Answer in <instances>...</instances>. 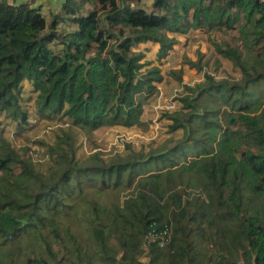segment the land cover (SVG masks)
Segmentation results:
<instances>
[{
	"label": "trees",
	"instance_id": "16d2710c",
	"mask_svg": "<svg viewBox=\"0 0 264 264\" xmlns=\"http://www.w3.org/2000/svg\"><path fill=\"white\" fill-rule=\"evenodd\" d=\"M140 1L64 0L49 19L33 0H0V264L32 238L27 264H144L147 246L149 264H264V0ZM200 29L236 34L214 46L240 80L207 75L166 114L159 150L79 160L76 131L143 125L163 78L137 47L163 59L171 34ZM27 87L36 126L56 131L33 152L4 136L30 124ZM166 227L164 247L149 242Z\"/></svg>",
	"mask_w": 264,
	"mask_h": 264
},
{
	"label": "rangeland",
	"instance_id": "374dc122",
	"mask_svg": "<svg viewBox=\"0 0 264 264\" xmlns=\"http://www.w3.org/2000/svg\"><path fill=\"white\" fill-rule=\"evenodd\" d=\"M14 1V0H10ZM17 3L26 2L28 0H16ZM64 0H33L36 6H41L44 14L49 19L51 15L56 14L62 7ZM132 5H135L136 0H128ZM140 7H152L151 0H141ZM54 13V14H53ZM52 17V16H51ZM175 35L178 44L169 52L168 56L163 59H158V45L153 43L141 44L136 50L142 51L145 55L142 63H145L143 70L150 68H158L162 76V81L156 83L157 90L148 96V104L144 109L142 117V126L132 129H124L122 127L105 128L96 131L91 138H87L83 133L76 131L77 158L86 160L90 154L95 151H101L103 158L109 159L115 155L129 153L130 149L149 153L151 150L161 149L162 144L171 137L170 124L171 122L166 117V114L175 113L181 109L180 99L185 97L196 96L195 90L198 85L204 83L206 76H213L215 81L240 80V71L233 66V63L221 57L215 50V43L224 44L225 42L238 43L234 32L220 31H204L191 30L188 34H171ZM25 99L23 105L28 106V109L33 113L30 116V124L24 127V130L17 132L15 130L4 133L5 137H9L17 148L30 147L31 152L39 147L38 139L45 136L46 142L53 143L55 140V132H50V121L43 119V122L36 126L38 120L35 113V97L36 94L29 87L26 88ZM171 103L174 108H171ZM201 105H207L205 99L199 102ZM214 106V105H213ZM47 122H46V121ZM2 119H0V122ZM13 136V137H12ZM182 133H177L174 138H179ZM36 159V158H34ZM43 162H40L39 169L46 170L49 162L46 157H41ZM124 193L122 196H127ZM199 196L197 192L194 194ZM192 198V196L190 197ZM76 226H73V232ZM75 233V232H74ZM76 234V233H75ZM77 235V234H76ZM77 237V236H76ZM82 238L86 236L81 235ZM113 240V239H112ZM34 238L27 242L20 243L19 249L14 251L21 253L13 254L14 258L9 256L10 262L14 264H27L24 261V256H33L31 250L27 247H32ZM13 250L12 248H9ZM150 246H147L141 262L149 264ZM9 254V255H10ZM19 260V261H18Z\"/></svg>",
	"mask_w": 264,
	"mask_h": 264
},
{
	"label": "built area",
	"instance_id": "2783aa9c",
	"mask_svg": "<svg viewBox=\"0 0 264 264\" xmlns=\"http://www.w3.org/2000/svg\"><path fill=\"white\" fill-rule=\"evenodd\" d=\"M171 108H174V105L171 103ZM173 231L171 228L166 227V229L162 232L161 236L156 234H151L149 238V242L158 241L159 247H164L172 238Z\"/></svg>",
	"mask_w": 264,
	"mask_h": 264
}]
</instances>
